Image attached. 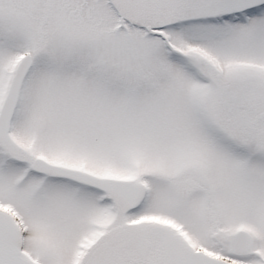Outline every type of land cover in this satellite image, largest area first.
Returning a JSON list of instances; mask_svg holds the SVG:
<instances>
[{"label":"snow or ice","instance_id":"1","mask_svg":"<svg viewBox=\"0 0 264 264\" xmlns=\"http://www.w3.org/2000/svg\"><path fill=\"white\" fill-rule=\"evenodd\" d=\"M0 264H264V0H0Z\"/></svg>","mask_w":264,"mask_h":264}]
</instances>
